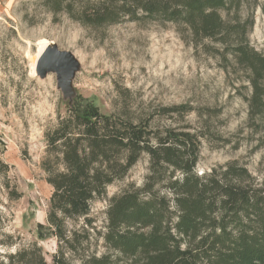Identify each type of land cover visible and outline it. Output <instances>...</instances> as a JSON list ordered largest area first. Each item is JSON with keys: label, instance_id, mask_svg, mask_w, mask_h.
<instances>
[{"label": "trees", "instance_id": "obj_1", "mask_svg": "<svg viewBox=\"0 0 264 264\" xmlns=\"http://www.w3.org/2000/svg\"><path fill=\"white\" fill-rule=\"evenodd\" d=\"M247 0H48L85 26L107 27L128 18L170 21L184 27L194 45L207 40L224 60L231 57L247 73L250 117L264 115V54L248 40L252 20H242ZM225 11L226 17L221 15ZM165 125L147 118L124 119L102 113L76 95L46 133L41 161L52 187L46 225L36 236L57 239L51 264H264V187L248 170L230 162L197 174L199 145L205 134L191 128L187 104L159 106ZM208 111L210 109L206 108ZM176 117L178 120H175ZM0 136V264H49L37 242L22 243L11 229L10 204L22 197ZM149 173L140 187L112 196L103 232L88 216L94 201L122 179L142 154ZM84 217L77 228L66 221ZM101 237L105 252L91 249ZM94 235V236H93ZM95 238V237H94Z\"/></svg>", "mask_w": 264, "mask_h": 264}, {"label": "rangeland", "instance_id": "obj_2", "mask_svg": "<svg viewBox=\"0 0 264 264\" xmlns=\"http://www.w3.org/2000/svg\"><path fill=\"white\" fill-rule=\"evenodd\" d=\"M239 14L242 20H252L249 43L264 54V0L245 1ZM221 15L226 17L225 11ZM43 42L70 52L78 62L70 97L58 87L54 72L36 74ZM206 44L218 48L207 40L194 45L184 27L170 21L125 18L91 27L64 10L53 12L48 0H0V136L6 143L3 158L12 165L22 192L10 204L11 229L22 243L37 242L51 264L57 239L36 236V224H47L52 192L41 161L46 133L76 95L92 101L102 113L134 120L147 118L159 106L187 104L192 111L186 121L205 134L197 174L237 162L255 185L264 187V115H249L247 73ZM153 120L159 125L172 121L156 113ZM148 173L149 157L143 153L122 179L107 186L106 196L92 203L88 215L96 231H104L109 199L129 186H142ZM83 223L80 217L67 220L66 226L79 229ZM94 237L91 249L99 255L105 247L100 236Z\"/></svg>", "mask_w": 264, "mask_h": 264}, {"label": "water", "instance_id": "obj_3", "mask_svg": "<svg viewBox=\"0 0 264 264\" xmlns=\"http://www.w3.org/2000/svg\"><path fill=\"white\" fill-rule=\"evenodd\" d=\"M77 68L78 62L70 52L50 44L40 52L35 63L36 74L44 77L48 72H54L58 87L65 96L69 97L72 94L71 79Z\"/></svg>", "mask_w": 264, "mask_h": 264}, {"label": "bare ground", "instance_id": "obj_4", "mask_svg": "<svg viewBox=\"0 0 264 264\" xmlns=\"http://www.w3.org/2000/svg\"><path fill=\"white\" fill-rule=\"evenodd\" d=\"M49 45L47 42H43L40 46V49H39V52H38V55L40 54V52L45 48V46ZM37 55V56H38Z\"/></svg>", "mask_w": 264, "mask_h": 264}]
</instances>
